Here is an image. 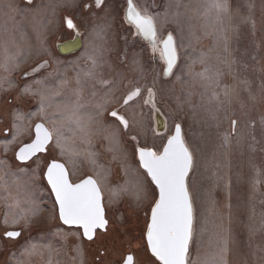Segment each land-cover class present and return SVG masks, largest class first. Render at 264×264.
<instances>
[{"label": "rangeland", "instance_id": "obj_1", "mask_svg": "<svg viewBox=\"0 0 264 264\" xmlns=\"http://www.w3.org/2000/svg\"><path fill=\"white\" fill-rule=\"evenodd\" d=\"M27 1L0 0V177L15 174L0 181V264L24 238L60 239L48 235L56 229L49 210L54 200L42 175L53 159L74 183L88 176L98 181L109 220L108 231L90 242L76 229L66 230L64 236L79 241L74 239L77 253L74 243L62 248L61 264H117L126 254L134 264H158L144 237L154 187H145L138 200L136 177L126 169L138 168L132 156L137 141L160 151L175 123L194 156L189 183L198 223L190 264H211L225 244V264H264V0H226L227 10L219 12L210 7L213 0H134L153 18L158 41L168 33L175 39L178 64L170 78L124 23L123 0H104L99 9L95 0ZM65 18L83 42L71 57L56 50L75 35ZM43 61L48 71L21 79ZM137 88L141 95L123 108L122 100ZM149 88L167 122L162 136L154 135L145 104ZM74 103L88 110L85 118L94 117L91 144L69 132L60 147L54 140L49 152L19 164L15 153L34 138V125L50 131L63 125ZM112 110L132 121L126 134L111 123ZM232 119L238 120L234 134ZM21 167L25 171L17 172ZM38 217L44 221L34 223ZM4 225L21 231L15 246L3 238L9 230ZM30 257L22 264L49 261L42 252L40 259Z\"/></svg>", "mask_w": 264, "mask_h": 264}, {"label": "snow or ice", "instance_id": "obj_2", "mask_svg": "<svg viewBox=\"0 0 264 264\" xmlns=\"http://www.w3.org/2000/svg\"><path fill=\"white\" fill-rule=\"evenodd\" d=\"M95 2L96 7L100 8L104 0H95ZM28 3L31 4V0H28ZM86 7L88 6L86 5ZM177 7L180 5L178 4ZM210 7L219 12L227 10V3L226 0H213ZM125 18L135 28L137 35L148 40L153 47L156 46V28L153 18L143 16L136 11L132 0H128ZM65 23L75 35L71 41L58 47H79L80 32L77 26L70 18H65ZM160 55L166 65L164 76H168L177 61V48L171 33L163 41ZM94 64L95 60H93ZM147 91L149 97H152V89L149 88ZM140 95L139 88L132 91L124 99V106H129L130 102ZM147 102L145 101V103ZM85 111L88 110L83 105L72 104L67 107V114L62 117L65 123L54 127L51 131L43 124H36L35 138L19 148L15 153V160L21 165H26L38 153L49 152L52 148V141L55 140L57 146L60 147V140L69 132L78 134L83 143L90 145V137L94 131L91 126L94 123V117L88 115L85 118ZM153 111H156L155 105H153ZM109 115L114 118L111 123L116 128L122 129L125 134L132 127V121L126 115H121L119 110H112ZM231 126L234 134L238 120L232 119ZM130 139L137 141L135 135ZM225 141L228 142V137H225ZM132 156L135 161H138V168L134 165L129 166L126 173L136 177L134 193L136 198L138 200L141 198L145 187L155 186L151 189V195L155 202L151 205L150 220L145 233L148 251L158 264H190V249L196 242L197 236L198 216L195 209L197 197L190 191L189 183L194 170V156L186 142V134L183 132L181 124L175 125L174 131L168 136L162 151H156L151 147H141L137 141ZM141 169L143 173L139 171ZM24 171L25 169L22 167L17 169V172ZM35 174L33 172V175ZM100 174H103V170ZM14 175L10 172L5 173L3 177H0V181L7 183L12 180ZM42 175L54 196V207L58 211L62 225L82 232L83 238L89 241L95 239L98 231L105 233L108 231L109 220L106 218L103 191L96 179L89 176L79 183H74L64 164L58 163L55 159L47 163L46 171H43ZM253 187L255 190V185ZM144 195L146 197L147 193ZM21 235L22 233L16 230L4 232L5 238L14 241L18 240ZM21 247L28 255L35 252L34 248ZM226 251L225 244L221 249V254H218L211 264H225V257L222 253ZM117 264H134V257L132 254H126Z\"/></svg>", "mask_w": 264, "mask_h": 264}, {"label": "crops", "instance_id": "obj_3", "mask_svg": "<svg viewBox=\"0 0 264 264\" xmlns=\"http://www.w3.org/2000/svg\"><path fill=\"white\" fill-rule=\"evenodd\" d=\"M42 190L44 191V196H46V190L44 188H42ZM49 205L51 207L49 210L52 213V216L54 217L53 218L54 219V228H56V229L54 232H52V234H48V235L60 234L61 235L60 239H58V237H55L54 239H52L48 242H43L42 241L43 236H39V235L24 238L23 241H20L18 244H16V247L12 250L10 249V251L6 254L7 255V257H6L7 263L6 264H22L24 262V260L27 258V253L24 251L23 247H21V246H26V247L35 249V252L33 253V257H30L32 260L38 259V258L40 259V255L42 252V254L44 256H47L48 260H49L48 262L42 260L43 264H61V258H62V255H61L62 251L61 250H62V248H65L66 246L69 247L73 243L75 245V240L78 243L79 240L77 238L79 236L77 238H70L68 236H64V235H68L66 230L71 231L73 229L63 227L60 223H58L56 220L57 210L54 207L52 202H51V204L49 203ZM43 221L44 220H42L41 217H38L37 219H34L33 222L34 223H42ZM57 223H58V225H56ZM4 226L6 228H8L9 230L19 231V229L16 227H11L8 225H4ZM45 236H47V235H45ZM3 238L7 241V243H9V244H7L9 247L12 244L15 246V243H17L21 239V236L16 241L5 238L4 234H3ZM79 239H81V238L79 237ZM53 240H56V241L53 242ZM0 245H1V242H0ZM70 248H72V250H73L72 253H77L76 245H75V247L70 246ZM1 249L2 248H0V251H1Z\"/></svg>", "mask_w": 264, "mask_h": 264}, {"label": "water", "instance_id": "obj_4", "mask_svg": "<svg viewBox=\"0 0 264 264\" xmlns=\"http://www.w3.org/2000/svg\"><path fill=\"white\" fill-rule=\"evenodd\" d=\"M123 2L125 3V6H124V10H123V21H124V23L127 25V27H129V28H131L132 29V31H133V36L135 37V38H137L138 40H140L149 50H150V52L152 53V52H155V54L157 55V57L159 58V60H160V62L163 64V77L164 78H170L171 76H172V74H173V72H174V70L176 69V67H177V64H178V53H177V61H176V65H175V67L172 69V72H171V74H169L168 76H164V68L166 67V65H165V62H164V60L161 58V55H160V53H161V50H162V46H163V41L167 38V36H168V34H166V36L164 37V39L162 40V41H159L158 42V36H157V31H156V46L155 47H153L152 46V44L148 41V40H145L143 37H141L140 35H137V33H136V30H135V28L132 26V25H130L127 21H126V18H125V12H126V9H127V7H128V0H123ZM132 4H133V6H134V8H135V10L136 11H138L141 15H143V16H146V17H148L147 15H144V14H142L137 8H136V6H135V4H134V0H132ZM173 36V35H172ZM174 38V37H173ZM68 41H71V40H68ZM68 41H66V42H64V43H62V44H58L57 45V47H56V50H57V52L59 53V55H61V56H67V55H71V54H75V52H77L80 48H81V43H80V41H79V44H80V46L79 47H75V46H71L69 49H67L68 47H58V46H63V45H65ZM174 41H175V39H174ZM176 44V43H175ZM76 48V49H75ZM159 49H160V51H159ZM46 62V63H45ZM39 68V70H36V69H38ZM49 68V63L47 62V61H43V62H41L40 64H38L34 69H32V70H29L28 72H26V73H24L22 76H21V79H28V78H31V77H34V76H36V75H38L39 73H41L42 71H44V70H47ZM36 70V71H35ZM31 71H33V72H31ZM145 101H148L147 103H145L147 106H148V108L151 110V112H152V122H153V132H154V134L155 135H157V136H159V135H163L165 132H166V127H167V125H166V120H165V118H164V116L162 115V113H161V111L156 107V105H155V103H154V93H153V96L152 97H149V95H148V91H147V94H146V98H145ZM153 105H155V109H156V111H153ZM36 124H42V123H40V122H38V123H36ZM35 124V125H36ZM177 123H175V125H176ZM35 125H34V127H33V133H34V138H35ZM44 125V124H43ZM175 125H174V128H175ZM44 127L46 128V126L44 125ZM174 128H173V131H174ZM172 134V133H171ZM170 134V135H171ZM170 135H168V136H170ZM168 136L166 137V140H165V143L167 142V138H168ZM33 138V139H34ZM164 143V144H165ZM164 144H163V146H164ZM23 146V145H22ZM21 146V147H22ZM163 146H162V148H161V150L160 151H162L163 150ZM19 150V149H18ZM17 150V151H18ZM16 151V152H17ZM39 154H44V153H38L37 154V156L39 155ZM36 156V157H37ZM18 162V161H17ZM30 162V161H29ZM51 162V161H50ZM49 162V163H50ZM58 163H62V162H59V161H57ZM19 164H20V162H18ZM63 164V163H62ZM65 166V165H64ZM65 168H66V166H65ZM67 169V168H66ZM142 170V169H141ZM46 171V170H45ZM143 171V170H142ZM89 177V176H88ZM87 177H85L84 179H86ZM93 178V177H92ZM94 179V178H93ZM45 180V179H44ZM45 182H46V184H47V181L45 180ZM80 182V181H79ZM79 182H77V183H79ZM48 186V185H47ZM153 187H155L154 185H152ZM48 188H49V190H50V192H51V189H50V187L48 186ZM52 195V194H51ZM52 197H53V200H54V196L52 195ZM155 202V201H154ZM154 204V203H153ZM57 210V209H56ZM150 215H151V208H150V210H149V214H148V222H149V220H150ZM57 216H58V220H59V215H58V211H57ZM59 222H60V220H59ZM147 222V223H148ZM61 223V222H60ZM62 224V223H61ZM64 226V225H63ZM64 227H66V228H68L67 226H64ZM73 229H75V228H73ZM146 230H147V225H146ZM146 230H145V233H146ZM99 232V231H98ZM81 235H82V232H81ZM83 237V236H82ZM145 237V236H144ZM84 240H86V239H84ZM86 241H88V242H90L89 240H86ZM93 241V240H92ZM145 242H146V245H147V240H146V238H145ZM149 252V251H148ZM149 254L151 255V253L149 252ZM152 257V256H151ZM154 258V257H153ZM155 259V258H154ZM157 262V261H156ZM158 263V262H157Z\"/></svg>", "mask_w": 264, "mask_h": 264}, {"label": "flooded vegetation", "instance_id": "obj_5", "mask_svg": "<svg viewBox=\"0 0 264 264\" xmlns=\"http://www.w3.org/2000/svg\"><path fill=\"white\" fill-rule=\"evenodd\" d=\"M32 2V1H31ZM103 6V3H102V5H101V7ZM100 7V8H101ZM99 9V8H98ZM74 23V22H73ZM75 24V23H74ZM131 30V29H130ZM131 32H132V30H131ZM132 34H133V32H132ZM80 42H81V48H80V50L83 48V42H82V36H80ZM62 42H59V44H61ZM80 50L79 51H77L75 54H71V55H65V56H62V57H71V56H73V55H76L77 53H79L80 52ZM153 55V54H152ZM153 56H155V55H153ZM60 57H61V55H60ZM32 69V68H31ZM33 69H34V67H33ZM46 71H48V69L47 70H45V71H43V72H41L40 74H38V76L39 75H41V74H43V73H45ZM36 77H37V75H36ZM146 97V96H145ZM126 98V97H125ZM124 98V99H125ZM124 99L122 100V102L124 101ZM145 100V99H144ZM126 106H123V108H125ZM60 223V222H59ZM61 224V223H60ZM62 225V224H61ZM63 226V225H62ZM64 227V226H63ZM80 235H81V232H80ZM81 239L82 240H84V238L82 237V235H81ZM85 242H88V241H86V240H84Z\"/></svg>", "mask_w": 264, "mask_h": 264}, {"label": "bare ground", "instance_id": "obj_6", "mask_svg": "<svg viewBox=\"0 0 264 264\" xmlns=\"http://www.w3.org/2000/svg\"><path fill=\"white\" fill-rule=\"evenodd\" d=\"M128 28H129V27H128ZM155 28H156V27H155ZM130 29H131V28H130ZM131 30H132V29H131ZM132 32H133V31H132ZM158 42H159V41H158ZM80 43H81V42H80ZM70 47H71V46H69L67 49H69ZM146 48H147V47H146ZM75 49H76V48H75ZM147 49H148V48H147ZM79 50H80V49H79ZM79 50H78V51H79ZM148 51L150 52L149 49H148ZM159 51H160V49H159ZM75 53H76V52H75ZM150 53H151V52H150ZM151 54L157 56V55L155 54V52H152ZM157 58H158V57H157ZM158 59H159V58H158ZM34 68H35V67H34ZM32 69H33V68H32ZM32 69H30V70H32ZM36 70H39V68L36 69ZM36 70H35V71H36ZM44 71H45V70H44ZM31 72H33V71H31ZM42 72H43V71H42ZM39 74H40V73H39ZM145 98H146V97H145ZM154 103H155V100H154ZM155 105H156V104H155ZM147 107H148V106H147ZM156 107H157V106H156ZM148 109H149V108H148ZM149 110H150V109H149ZM165 120H166V119H165ZM166 125H167V122H166ZM166 128H167V127H166ZM165 133H166V132H165ZM165 133H164V134H165ZM164 134H163V135H164ZM154 135H155V134H154ZM156 136H157V135H156ZM159 136H162V135H159ZM137 162H138V161H137ZM142 172H143V171H142Z\"/></svg>", "mask_w": 264, "mask_h": 264}, {"label": "built area", "instance_id": "obj_7", "mask_svg": "<svg viewBox=\"0 0 264 264\" xmlns=\"http://www.w3.org/2000/svg\"><path fill=\"white\" fill-rule=\"evenodd\" d=\"M28 2V1H27Z\"/></svg>", "mask_w": 264, "mask_h": 264}]
</instances>
